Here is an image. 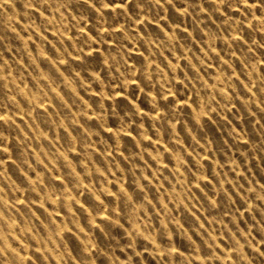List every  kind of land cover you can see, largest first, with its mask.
<instances>
[{"label": "rangeland", "instance_id": "1", "mask_svg": "<svg viewBox=\"0 0 264 264\" xmlns=\"http://www.w3.org/2000/svg\"><path fill=\"white\" fill-rule=\"evenodd\" d=\"M0 264H264V0H0Z\"/></svg>", "mask_w": 264, "mask_h": 264}]
</instances>
